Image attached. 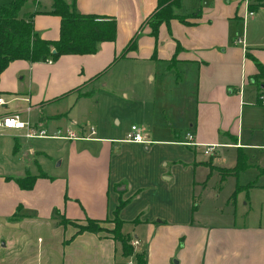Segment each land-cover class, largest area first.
Here are the masks:
<instances>
[{"label":"crops","instance_id":"obj_1","mask_svg":"<svg viewBox=\"0 0 264 264\" xmlns=\"http://www.w3.org/2000/svg\"><path fill=\"white\" fill-rule=\"evenodd\" d=\"M246 1L179 0L174 12L186 21H164L154 35L151 18L158 0H75L80 12L116 17V38L100 42L96 52L10 61L0 74V93L20 98L12 107H0V114L25 108L23 97L29 95L35 118L51 129L69 125L89 137L27 138L0 128L5 149L0 155V264H142L135 253H124L120 239L88 230L74 235L71 221H61V215L72 221L114 217L122 200V231L139 240L130 242L145 264H264V210L256 212L240 192L224 196L227 210L218 204L227 180L235 177L234 191L246 184L237 182L239 171L224 175L221 168L233 169L239 153L250 159L252 151L264 148V85L253 78L258 72L254 57L264 63V40L253 39L249 29L260 28L264 35V3L245 18ZM54 9L53 0H27L21 14H33L44 38L58 39L61 15ZM132 39L135 45L123 55ZM143 74L150 103L143 101L140 119L132 124L142 126L151 141L126 140L130 128L127 122L121 127V118L106 126L97 120L91 125L97 132L90 134L89 118L95 117L102 89L115 90L127 77L137 84ZM132 100L139 102L137 93ZM187 131L198 141L219 143L216 151L207 155L181 142ZM51 140H56L52 147ZM156 141L168 147L162 159L173 162L170 170L143 158L142 145L149 150L156 143L154 150ZM53 146L64 168L51 166ZM222 146L235 148L232 158ZM181 162L189 164V180L185 195L174 196L166 181L183 170ZM257 163L264 166V158ZM27 173L36 175L31 188L18 180ZM215 177L221 180L218 187L211 181ZM250 185L264 187L257 181ZM209 199L215 204L212 213L202 206ZM239 203L241 221L234 214ZM30 225L45 234L39 236L37 254Z\"/></svg>","mask_w":264,"mask_h":264},{"label":"trees","instance_id":"obj_2","mask_svg":"<svg viewBox=\"0 0 264 264\" xmlns=\"http://www.w3.org/2000/svg\"><path fill=\"white\" fill-rule=\"evenodd\" d=\"M27 0H11L8 4H0V74L8 66L10 61L16 58H25L30 61L57 59L64 53H91L98 50L100 42L104 40H114L117 36V19L114 16L83 13L77 10L75 0H53L55 13L61 15L60 37L58 39L44 38L36 30L33 22V14L22 16L21 10ZM37 1V0H35ZM179 0H158V6L151 18L152 33L158 34L159 26L162 22H169L174 17L186 21L185 15H178L174 12V6ZM264 0H251L249 7L257 8L263 4ZM135 45V40H131L123 55L128 49ZM56 49L54 52L53 49ZM258 67V72L253 76L254 80L261 87L264 85V63L254 57ZM246 156L239 153L234 171L246 167ZM46 174L45 172H43ZM36 179V175L27 173L19 177L20 184L25 188H31ZM233 197L237 195V190L233 192ZM125 201L116 207L115 217L118 224V231L115 237L123 244L125 254L135 253L138 261L145 264L142 253H137L130 238L122 231L123 219L119 216V211ZM61 221L67 222L66 217L61 215ZM99 219L88 217V225L81 226L82 230H99L97 227Z\"/></svg>","mask_w":264,"mask_h":264},{"label":"rangeland","instance_id":"obj_3","mask_svg":"<svg viewBox=\"0 0 264 264\" xmlns=\"http://www.w3.org/2000/svg\"><path fill=\"white\" fill-rule=\"evenodd\" d=\"M248 24L250 25V23H248ZM249 29H250V33H252L253 39H259L257 41H263L264 40V35L261 33L260 28L257 29L255 27L252 28L250 26ZM141 77H142V80L137 84L135 82H133V80L131 78L127 77L124 79H120V84L115 86L116 87L115 90H112L110 87H109V89L103 88L102 91L100 92V94L96 97L98 103H97V106L95 107V110H96L94 113L95 117L89 118V124H88L89 127L92 125V123L94 125H96L97 120L99 121L100 125L106 126V125H113L114 123L117 122V118H121L123 121L121 127L123 128L125 126V123L127 122L129 125V128H131L132 122L140 119L139 118L140 117L139 107L143 104V101H147L148 104L150 103L149 99H150L151 89L147 87L146 75L143 74V75H141ZM123 87H125V88H123ZM134 92L137 93V100L139 101L135 105H134V102H132ZM5 97L10 99L11 96L5 95ZM14 103H15L14 101H11V103L9 104L10 107L14 106ZM54 107L56 109L60 108L58 103H55ZM22 116L27 117L28 113L24 112V113H22ZM31 117L35 118V115L31 113ZM93 119H95V120H93ZM260 136L263 139L264 134H260ZM262 141H264V140H262ZM54 142L56 143V140L49 141L51 147H52ZM157 143L159 144L158 148L154 149V150H152V149L154 148V146H156V143L150 145L149 150L146 149L145 144L142 145L144 148L143 158H145V159L149 158V161L151 164H153L157 160V164H159L161 162L164 164V166L167 169L170 170L173 162L170 160V158H167V157L162 159V155L164 154V152H162V151L164 150L165 146H166V148H168V147L164 142H157ZM0 147H1L0 148V155H3L5 149L3 146H0ZM220 148L222 149V151H224V154L228 158L233 157V155L235 153L234 147L222 146ZM53 149H54V152H53V156L51 157V166L54 167L55 170L59 169V167L64 168V166L61 167V165H60V156H58V154H57L56 147H54ZM261 156L264 158V148L252 151L251 152V158L250 159L248 157L246 158L248 163L253 162L251 167L246 172L242 173V171L245 170L249 166L248 165L246 168L239 170V172L237 173V178L240 176L237 179V182L240 179L241 181L243 180L244 183H246V184H243L245 187H243V188L239 187V189L237 190V193L240 192L241 196H242V198H244V200H247L249 202L252 201L253 208L258 213L261 212L262 210H264V187L251 188L250 184L254 183L255 181H257V183L264 184V166H260L257 163L258 159ZM167 161H168V164L166 165L165 163ZM55 164L57 165V167ZM181 164L183 165V168H182L183 170L176 172V177L173 180L166 181L167 184L170 186L172 195H174V196L176 193H178V195H181V194L185 195V187L184 186H185V183L189 180V172L187 171L189 164H186L184 162H181ZM221 170H222V172H224V175H225V172L233 171V169L226 168V167L221 168ZM245 173H247L249 175H246ZM247 178H248V182H246ZM234 179H235V177H233V179L227 180L224 183V191H223L224 193L221 194V196H220L221 201L218 202L219 206L225 207L226 210L229 208L230 205H226V203L224 202V200H225L224 196L226 197V194L232 195V193L234 192V190H233L234 189V182H235ZM211 181H213L212 184H214V185L221 183V180L219 177H215L214 180L212 178ZM217 187H218V185H217ZM214 205L215 204H213V200L209 199V200H206L202 206H203V209L205 212L212 213V211H214V208H213ZM242 210H243L242 203H239V206L234 213V214H236V218L238 221H241V219H242V216H241ZM116 220L117 219H116L115 215H114V217L99 219V221L97 223V227H99L100 229L96 230V231H93V230H88V231L100 232V233H104V234H107V235H110V236L116 238L115 235H117V233H118V231H116V230L118 229V224H119ZM70 223L72 224V226H74L76 228L74 235H77L78 233L86 231V230L80 231L79 228L81 226L88 225L89 222H88V218H87L84 220H73ZM30 227H32L31 232H29ZM30 227L28 228L27 231L30 234L32 244H36L33 247V254H37L38 250L41 249V245L39 246L38 244L40 243V241L42 239L39 236L45 237L44 236L45 234L43 233L42 230L40 231L34 225H32V226L30 225ZM129 238H130V241H133V243H135L136 239L131 240L132 238L130 236H129ZM31 253H32V251H31Z\"/></svg>","mask_w":264,"mask_h":264},{"label":"built area","instance_id":"obj_4","mask_svg":"<svg viewBox=\"0 0 264 264\" xmlns=\"http://www.w3.org/2000/svg\"><path fill=\"white\" fill-rule=\"evenodd\" d=\"M249 0L246 1V12L245 18L248 15L254 14V9L249 7ZM264 99V95H261ZM19 96H11L10 99L6 98L4 94L0 93V107H8L11 101L19 99ZM27 101V105L25 108L16 111H8L6 113L0 114V128H9L16 130L20 135L27 138H66V139H77L82 137H89L79 133L72 126H59L55 129H51L48 124L44 121L43 118H33L31 117V112L35 106L33 104L31 97L26 95L23 97ZM27 112L28 116L23 117L22 113ZM90 134H95L97 132L94 126H90ZM129 141L135 142H149L151 139L149 138V134L144 130L142 126L138 123H133L131 125L130 130L127 132V136L125 138ZM181 142L200 147L203 149V152L207 155H211L216 151L219 143L217 142H201L195 138V134L192 131H187L185 135V139L181 140ZM138 239L135 240V243H138Z\"/></svg>","mask_w":264,"mask_h":264},{"label":"water","instance_id":"obj_5","mask_svg":"<svg viewBox=\"0 0 264 264\" xmlns=\"http://www.w3.org/2000/svg\"><path fill=\"white\" fill-rule=\"evenodd\" d=\"M53 51L55 52V51H56V49L54 48V49H53Z\"/></svg>","mask_w":264,"mask_h":264}]
</instances>
